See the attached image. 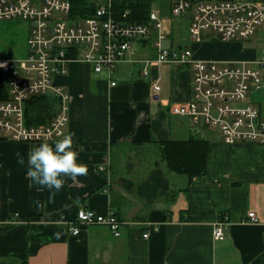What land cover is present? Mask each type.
Instances as JSON below:
<instances>
[{"label":"crops","instance_id":"obj_1","mask_svg":"<svg viewBox=\"0 0 264 264\" xmlns=\"http://www.w3.org/2000/svg\"><path fill=\"white\" fill-rule=\"evenodd\" d=\"M171 32V46L191 48L195 59H258L238 43L183 46L174 25ZM29 34L26 22L0 21V58H24ZM149 45L136 42L112 78L82 61L55 78L70 94L66 134L75 133L74 149L88 174L66 178L54 203L48 202L46 188L27 177L28 151L40 143L0 137V264H264V144L212 141V133L200 132L206 128L171 114L173 103L190 100L193 71L167 63L144 77L146 60L158 54L155 44L147 51ZM164 69L172 81L163 100ZM158 74L162 93L154 100ZM190 139L209 142L206 173L193 178L171 170L164 156V144ZM17 151L24 165L17 163ZM35 199L43 201L40 221L29 219ZM80 209L116 213L122 235L79 222ZM249 212L256 213L257 222H244ZM61 217L63 227H55ZM222 217L229 225L225 238L216 240L214 228ZM58 232L63 233L59 238Z\"/></svg>","mask_w":264,"mask_h":264},{"label":"built area","instance_id":"obj_2","mask_svg":"<svg viewBox=\"0 0 264 264\" xmlns=\"http://www.w3.org/2000/svg\"><path fill=\"white\" fill-rule=\"evenodd\" d=\"M77 0H0V21L28 23V53L24 58H0V73L5 76L8 99L0 100V137L13 142L54 143L66 134L70 122V94L56 85L57 76L67 75L74 61L89 64L96 74L112 78L128 59L136 42L158 32L157 58L146 60L142 75H151L152 67L173 64L192 68L191 98L173 103L171 114L189 118L201 129L220 133L222 141L264 144L263 100L264 47L259 59L248 62H220L195 59L191 48L165 45L169 34L164 30L160 12L152 9L145 23L125 20L114 14V0H86L93 4L92 14L74 10ZM191 12L189 33L194 43L219 35L224 42L249 39L264 25V0H172L171 14L181 17ZM212 32L206 36L204 32ZM117 82H112L116 85ZM162 92V76L152 83V97ZM58 98L56 111L47 122L33 123L28 105L36 98ZM77 220L86 225L107 226L115 237L122 235V222L114 212L100 214L80 209ZM244 222H257L249 212ZM228 219L220 218L214 238L226 235ZM74 234L79 228H72ZM148 237V234L145 235Z\"/></svg>","mask_w":264,"mask_h":264},{"label":"trees","instance_id":"obj_3","mask_svg":"<svg viewBox=\"0 0 264 264\" xmlns=\"http://www.w3.org/2000/svg\"><path fill=\"white\" fill-rule=\"evenodd\" d=\"M74 10H83L84 13L92 14L93 4L86 0H77ZM114 14L122 18L123 13L129 11L125 20L129 22H148L152 10L151 0H114ZM8 92L5 76L0 73V100H7ZM58 98L51 96L39 97L28 105V115L33 123L47 122L57 109ZM209 142L197 139L185 141H171L164 144V156L168 167L176 172H182L193 178L206 173L207 155ZM43 216V201L35 199L30 202L29 219L40 221Z\"/></svg>","mask_w":264,"mask_h":264},{"label":"clouds","instance_id":"obj_4","mask_svg":"<svg viewBox=\"0 0 264 264\" xmlns=\"http://www.w3.org/2000/svg\"><path fill=\"white\" fill-rule=\"evenodd\" d=\"M74 132L63 135L54 144L47 142L32 146L27 154V177L41 190L49 191L48 202L54 203L57 193L66 183V178L75 180L88 174V166L79 162L78 152L74 149ZM17 163L25 164L21 152L15 153ZM64 218L53 222L55 227H63ZM59 238L63 233H54Z\"/></svg>","mask_w":264,"mask_h":264},{"label":"rangeland","instance_id":"obj_5","mask_svg":"<svg viewBox=\"0 0 264 264\" xmlns=\"http://www.w3.org/2000/svg\"><path fill=\"white\" fill-rule=\"evenodd\" d=\"M152 3V9L157 10L160 12V19L163 22L164 30L168 31L169 36L165 43L167 47L171 45V39L172 36L170 35L171 27L174 25L175 28V34L177 35V43L182 44L183 46H191L194 44V42L191 40V36L189 33V25H190V18H191V12H187L183 14L181 17H175L171 14V6H172V0H151ZM206 36L213 35L212 32H204ZM158 32L156 29H153L150 38H148L146 41H149V46L147 47V51H151L152 47L154 46L156 40H157ZM210 40V41H209ZM214 42L215 44L224 42L221 37L217 34H215L214 37L207 38L204 40V42ZM230 43H238L239 46L243 50L251 51L255 53V56L259 59L261 56L262 48L264 47V25L260 26L258 32L256 35L249 39H242L238 38L234 41H231ZM6 58H10L7 56H4ZM163 76V86L165 87L163 93H162V99L168 98V94H166V89L168 90L169 83L172 81V74L170 72H167V70L162 71ZM254 98H258L264 101V94H259L257 96H254ZM200 132H206L208 134H211V131H200Z\"/></svg>","mask_w":264,"mask_h":264},{"label":"water","instance_id":"obj_6","mask_svg":"<svg viewBox=\"0 0 264 264\" xmlns=\"http://www.w3.org/2000/svg\"><path fill=\"white\" fill-rule=\"evenodd\" d=\"M158 98H159V96H156V99H158ZM206 130H208V129L206 128ZM211 133H212V138H211L212 141H221L222 140L219 132L211 131Z\"/></svg>","mask_w":264,"mask_h":264}]
</instances>
